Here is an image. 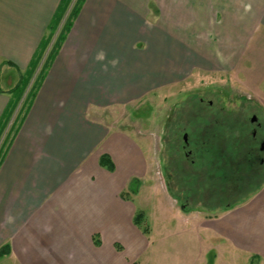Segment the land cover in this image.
<instances>
[{"label":"crops","instance_id":"crops-1","mask_svg":"<svg viewBox=\"0 0 264 264\" xmlns=\"http://www.w3.org/2000/svg\"><path fill=\"white\" fill-rule=\"evenodd\" d=\"M59 1L0 0V115ZM237 3L84 0L0 163L1 262L133 264L147 251L153 229L135 224L128 190L147 174L145 150L90 112L182 83L194 70L233 69L204 55L205 36L207 19H232ZM254 98L264 113V99ZM103 154L112 170L99 164ZM212 220L220 245L264 261V184Z\"/></svg>","mask_w":264,"mask_h":264},{"label":"rangeland","instance_id":"rangeland-1","mask_svg":"<svg viewBox=\"0 0 264 264\" xmlns=\"http://www.w3.org/2000/svg\"><path fill=\"white\" fill-rule=\"evenodd\" d=\"M206 3L213 7V0ZM235 7L232 19L223 14L207 19L211 30L205 36L209 44L204 53L233 69L214 65L194 70L182 83L90 112L91 119L135 136L147 155L146 176L131 182L128 190L142 214V228L148 235L153 229L154 242L133 264H264L237 256L230 245H220L210 226L214 217L264 184V151L259 148L264 113L254 98L264 99V7L260 0H238ZM252 115L259 127L250 123ZM206 119L218 120L215 135L224 139L223 148L215 140L201 150L192 141L194 163H190L182 153V134L206 128ZM217 148L224 155L215 165Z\"/></svg>","mask_w":264,"mask_h":264},{"label":"trees","instance_id":"trees-1","mask_svg":"<svg viewBox=\"0 0 264 264\" xmlns=\"http://www.w3.org/2000/svg\"><path fill=\"white\" fill-rule=\"evenodd\" d=\"M83 2L84 0L59 1L46 26L45 33L43 34L29 61L27 68L18 72L19 75L17 82L10 90H8L7 93H9L10 97L0 115V140L5 134L2 141L0 142V163L3 161L13 137L18 131L22 121L25 118V115L31 107L34 96L45 77L48 66L50 65L68 32L70 31ZM0 92H4L1 87ZM203 124L206 126V128H199V130L197 129V131L194 133L189 132V138L191 141H193V143L199 144V149L201 150L205 148V143H208V141L213 142L217 140L221 147L223 145L224 139L220 138L219 136L216 137L215 135L216 129H219L218 120L206 119L203 121ZM173 136L174 133L171 135V145L176 142ZM228 159L229 158L226 160ZM99 164L109 170H112L113 168L111 159L106 154L100 156ZM141 215L142 214L140 211H137L134 215V222L136 225L142 228L140 224V219L142 218ZM142 229L144 232H146L145 228ZM5 253H7L6 246L0 249L1 255ZM249 264L252 263L250 262Z\"/></svg>","mask_w":264,"mask_h":264},{"label":"flooded vegetation","instance_id":"flooded-vegetation-1","mask_svg":"<svg viewBox=\"0 0 264 264\" xmlns=\"http://www.w3.org/2000/svg\"><path fill=\"white\" fill-rule=\"evenodd\" d=\"M202 100L203 99H199V102H201L202 103ZM207 105H212V103L210 102V101H208L207 102ZM254 115H252L251 116V118L253 117ZM256 117V116H255ZM251 118H250V120H251ZM250 123L252 124V123H255V126L254 127H259L260 126V123L259 122H257V117H256V120L254 121V122H252V121H250ZM253 125V124H252ZM256 136V128H254L253 130H252V137H255ZM191 139L189 138V134H188V132H183V134H182V144H181V149H182V153H183V155H184V157H185V159L186 160H188L190 163H194V158H192L193 157V155H194V153H193V148H191ZM264 142V138H262L261 140H260V143H259V148L261 147V144ZM219 150V151H218ZM220 153V154H219ZM250 153V152H249ZM222 155H224V154H222V152H221V149H219V148H217V155H216V158H215V160L213 161V164H217L218 163V159H221L222 158ZM250 155V154H249ZM248 160H250V158L248 159ZM251 160H252V158H251ZM262 162V159H259V163H261ZM249 163H251V161H249ZM183 168V167H182ZM184 169V168H183ZM218 169V168H217ZM224 172V171H223ZM185 178H186V180L187 181H189L190 179L187 177V174L185 175Z\"/></svg>","mask_w":264,"mask_h":264},{"label":"water","instance_id":"water-1","mask_svg":"<svg viewBox=\"0 0 264 264\" xmlns=\"http://www.w3.org/2000/svg\"><path fill=\"white\" fill-rule=\"evenodd\" d=\"M255 120H256V117L253 116V117L251 118V121L254 122ZM260 149H261L262 151H264V142L261 144Z\"/></svg>","mask_w":264,"mask_h":264}]
</instances>
